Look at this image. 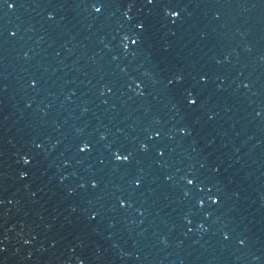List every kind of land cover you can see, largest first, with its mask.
Wrapping results in <instances>:
<instances>
[{"label":"water","instance_id":"95a60500","mask_svg":"<svg viewBox=\"0 0 264 264\" xmlns=\"http://www.w3.org/2000/svg\"><path fill=\"white\" fill-rule=\"evenodd\" d=\"M0 264H264V0H0Z\"/></svg>","mask_w":264,"mask_h":264},{"label":"snow or ice","instance_id":"6c2138e0","mask_svg":"<svg viewBox=\"0 0 264 264\" xmlns=\"http://www.w3.org/2000/svg\"><path fill=\"white\" fill-rule=\"evenodd\" d=\"M119 158V157H118Z\"/></svg>","mask_w":264,"mask_h":264}]
</instances>
